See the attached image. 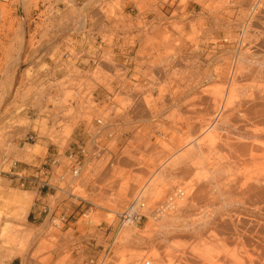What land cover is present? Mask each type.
Wrapping results in <instances>:
<instances>
[{"label":"rangeland","instance_id":"1","mask_svg":"<svg viewBox=\"0 0 264 264\" xmlns=\"http://www.w3.org/2000/svg\"><path fill=\"white\" fill-rule=\"evenodd\" d=\"M23 2L3 4L0 24V264H264V0L104 3L141 31L143 63L163 71L158 92L142 96L148 108L118 138L116 164L88 165L73 197L50 196L58 210L41 224L27 222L36 195L15 174L30 176L80 127L52 119L66 103L62 85L47 94L54 82L27 76L36 5ZM141 188L144 215L128 232L117 213Z\"/></svg>","mask_w":264,"mask_h":264},{"label":"built area","instance_id":"2","mask_svg":"<svg viewBox=\"0 0 264 264\" xmlns=\"http://www.w3.org/2000/svg\"><path fill=\"white\" fill-rule=\"evenodd\" d=\"M10 1L0 0V24L2 5ZM105 2L34 0L33 24L27 36L24 63L29 80L54 82L45 91L51 95L57 94L62 85L66 103L60 112L52 114V119L59 126L74 123L80 127L76 139L62 152L56 149L48 154L40 168L45 177L43 185H60L59 191L71 197L75 182L88 165L111 167L121 158L118 138L134 114L148 108L142 96L158 92L156 80L163 74L143 63L146 57L141 55L142 43L135 37L140 30H127L121 23L124 19L114 17L118 13L107 8ZM67 108L71 110L68 115ZM50 121V125L54 123ZM52 173L55 175L49 182L46 177L51 178ZM18 177L23 185L25 180ZM143 192L141 189L117 213L121 226L140 222L145 208ZM181 196V191L169 195L152 211L154 217L158 219ZM50 213L54 215V209ZM59 218L66 222V218ZM141 264L153 262L144 260Z\"/></svg>","mask_w":264,"mask_h":264},{"label":"crops","instance_id":"3","mask_svg":"<svg viewBox=\"0 0 264 264\" xmlns=\"http://www.w3.org/2000/svg\"><path fill=\"white\" fill-rule=\"evenodd\" d=\"M58 149V148H56ZM54 149V150H56ZM48 154H52V153H47L46 156H48ZM46 158V157H45ZM44 158V160H45ZM44 162V161H43ZM42 164L37 167V168H32L31 170V174L30 176H23V179L25 180V183H27L31 189L35 192V200L33 205L30 207V210L27 214V222L30 224H41L45 221V219L48 216V213L51 209L50 206V196H53L56 194L57 191H59V187L60 185H43V180L45 179V177L43 175H41V168ZM18 174V173H17ZM16 175V177L14 178L15 180H21L20 177H18V175ZM55 174L52 173L51 178L46 177V180H48L50 182L51 179H53ZM63 205L66 203H62ZM61 205V207L63 208V212L61 213L62 218H67V214L66 211H68V208H66L65 206ZM58 210V207H56L54 209V215L56 214V211ZM74 208L71 210L74 212ZM78 212V211H77ZM76 212V213H77ZM67 215V216H66ZM67 220V219H66ZM7 264H21V260L18 258H14L12 260H10Z\"/></svg>","mask_w":264,"mask_h":264},{"label":"bare ground","instance_id":"4","mask_svg":"<svg viewBox=\"0 0 264 264\" xmlns=\"http://www.w3.org/2000/svg\"><path fill=\"white\" fill-rule=\"evenodd\" d=\"M24 0H21V2H23ZM28 1V0H27ZM26 2V1H25ZM15 3H16V0H15ZM24 3V2H23ZM143 31V30H142ZM147 31V30H146ZM141 32V31H140ZM143 33V32H142ZM18 34V33H17ZM17 48H16V56H15V62H18V60H19V58H20V53L22 52V46H23V41H24V36H23V32H22V30H19V35H18V38H17ZM145 45V44H144ZM142 48H143V46H142ZM147 48H149V47H144V52H145V49L147 50ZM12 49V48H11ZM149 51H151V49L149 48ZM13 52V51H12ZM142 53H143V51H141ZM7 53H9V52H7ZM11 53V52H10ZM142 53H141V55H142ZM146 53H148V51H146L145 52V54ZM151 53V52H150ZM148 54V56L149 55H151V54ZM147 56V57H148ZM149 58V57H148ZM146 59V58H145ZM146 61V60H145ZM144 61V62H145ZM146 62H148V61H146ZM145 64V63H144ZM147 64V63H146ZM149 66V65H148ZM6 74H8V73H6ZM151 112V111H150ZM160 116V115H159ZM135 118V117H134ZM152 126V125H151ZM144 160V159H143ZM128 162V161H127ZM143 162V161H142ZM123 163V162H122ZM125 165H127L126 163H124ZM130 166V165H129ZM113 177V176H112ZM143 178H145V177H143ZM148 178V177H147ZM144 181V180H143ZM150 181V180H149ZM147 182V181H146ZM152 182V181H151ZM144 183V182H143ZM139 184H140V182H139ZM144 185V184H143ZM136 186V185H135ZM141 186H142V184H141ZM144 188V187H143ZM142 189V188H141ZM162 203V202H161ZM160 203V204H161ZM173 206H170V207H168L167 208V210L165 209V211L164 212H162V214H161V216L159 217V220H160V218L161 217H163V215L165 214V213H167L171 208H172ZM110 217V216H109ZM122 228H124V230H126V231H132V230H135L136 229V225L134 224V223H132V224H127V225H124Z\"/></svg>","mask_w":264,"mask_h":264}]
</instances>
